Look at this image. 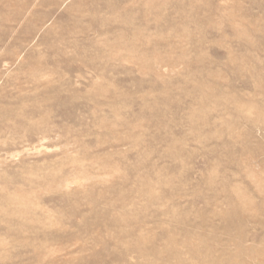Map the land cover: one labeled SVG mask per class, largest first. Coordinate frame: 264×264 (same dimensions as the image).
I'll list each match as a JSON object with an SVG mask.
<instances>
[{"label":"rangeland","instance_id":"rangeland-1","mask_svg":"<svg viewBox=\"0 0 264 264\" xmlns=\"http://www.w3.org/2000/svg\"><path fill=\"white\" fill-rule=\"evenodd\" d=\"M0 264H264V0H0Z\"/></svg>","mask_w":264,"mask_h":264}]
</instances>
